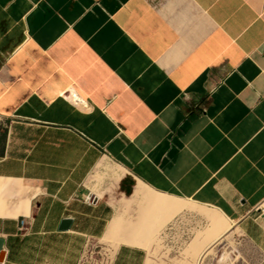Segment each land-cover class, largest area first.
<instances>
[{
	"label": "crops",
	"instance_id": "obj_1",
	"mask_svg": "<svg viewBox=\"0 0 264 264\" xmlns=\"http://www.w3.org/2000/svg\"><path fill=\"white\" fill-rule=\"evenodd\" d=\"M130 178L264 264V0H0V264H150Z\"/></svg>",
	"mask_w": 264,
	"mask_h": 264
},
{
	"label": "rangeland",
	"instance_id": "obj_2",
	"mask_svg": "<svg viewBox=\"0 0 264 264\" xmlns=\"http://www.w3.org/2000/svg\"><path fill=\"white\" fill-rule=\"evenodd\" d=\"M98 175L111 178V180L115 177L124 176L118 167L108 159L102 161ZM130 179L128 183L129 185H133L130 200L134 216L138 220L143 217V226L142 224L138 226L136 231L139 232L144 227V233L149 236L147 238H149L150 244L148 246L150 264H251L250 256L247 258L240 256L235 246H232L230 251H227L226 245L222 243V240L217 241L212 246L210 256L205 255L199 259L196 258L194 262L190 263L191 257H189L188 253L189 241L195 238L196 234H200L199 229L205 227L200 226L201 224L211 221L188 202H176L158 195H151L137 181L132 178ZM104 184L105 182L101 185L103 186ZM116 190L119 191V187ZM162 207L166 209L165 215H162L161 211H159ZM140 208L142 210L148 208L149 212L152 213L147 216L145 210V213L141 216ZM173 208H178L181 211L174 213L172 211ZM209 216L214 224V231H217V225L224 224V217L217 213H211Z\"/></svg>",
	"mask_w": 264,
	"mask_h": 264
},
{
	"label": "built area",
	"instance_id": "obj_3",
	"mask_svg": "<svg viewBox=\"0 0 264 264\" xmlns=\"http://www.w3.org/2000/svg\"><path fill=\"white\" fill-rule=\"evenodd\" d=\"M98 197L97 196H88L87 197V201L91 204H94L98 201ZM259 207V206H258ZM261 212H264V209L263 208H260ZM25 225H26V221L25 220H21V232H24L25 231Z\"/></svg>",
	"mask_w": 264,
	"mask_h": 264
},
{
	"label": "water",
	"instance_id": "obj_4",
	"mask_svg": "<svg viewBox=\"0 0 264 264\" xmlns=\"http://www.w3.org/2000/svg\"><path fill=\"white\" fill-rule=\"evenodd\" d=\"M70 223H71V219H68V218L67 219H64L63 220V223H62V227L64 229H66V228L69 227ZM3 243H4V240L2 238H0V251L2 250Z\"/></svg>",
	"mask_w": 264,
	"mask_h": 264
},
{
	"label": "bare ground",
	"instance_id": "obj_5",
	"mask_svg": "<svg viewBox=\"0 0 264 264\" xmlns=\"http://www.w3.org/2000/svg\"><path fill=\"white\" fill-rule=\"evenodd\" d=\"M227 227V224L217 225L216 230L217 232L223 231Z\"/></svg>",
	"mask_w": 264,
	"mask_h": 264
}]
</instances>
